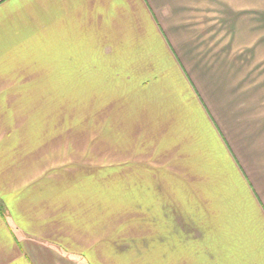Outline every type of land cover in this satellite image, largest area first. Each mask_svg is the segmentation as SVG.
<instances>
[{
  "label": "crops",
  "instance_id": "1",
  "mask_svg": "<svg viewBox=\"0 0 264 264\" xmlns=\"http://www.w3.org/2000/svg\"><path fill=\"white\" fill-rule=\"evenodd\" d=\"M0 264H264V0H0Z\"/></svg>",
  "mask_w": 264,
  "mask_h": 264
},
{
  "label": "rangeland",
  "instance_id": "2",
  "mask_svg": "<svg viewBox=\"0 0 264 264\" xmlns=\"http://www.w3.org/2000/svg\"><path fill=\"white\" fill-rule=\"evenodd\" d=\"M70 119H72V116L70 117ZM81 119H88V114L85 112V111H82V114H81ZM83 135H87V134H82V136ZM78 137L81 139V137H80V135L78 134V133H75V138H77L78 139ZM87 144H88V140H87V142H86V147H85V149L84 150H86L87 149ZM98 150V149H97ZM99 151V150H98ZM102 152H103V150H101ZM82 153V152H81ZM83 158V157H82ZM75 159H76V156H75ZM98 160H102V159H99L98 158ZM90 161V159L88 160V162Z\"/></svg>",
  "mask_w": 264,
  "mask_h": 264
}]
</instances>
